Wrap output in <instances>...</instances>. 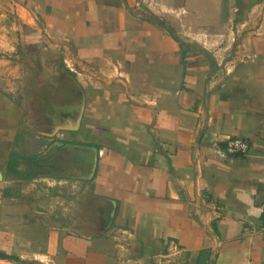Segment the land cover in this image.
Segmentation results:
<instances>
[{"label": "crops", "instance_id": "0c3cea01", "mask_svg": "<svg viewBox=\"0 0 264 264\" xmlns=\"http://www.w3.org/2000/svg\"><path fill=\"white\" fill-rule=\"evenodd\" d=\"M8 1L62 52L84 108L32 154L0 104V254L18 259L0 264H264V0ZM82 147L91 180L83 159H51ZM14 151L34 177H7Z\"/></svg>", "mask_w": 264, "mask_h": 264}, {"label": "rangeland", "instance_id": "374dc122", "mask_svg": "<svg viewBox=\"0 0 264 264\" xmlns=\"http://www.w3.org/2000/svg\"><path fill=\"white\" fill-rule=\"evenodd\" d=\"M8 2V0H0V6L8 8L6 5ZM143 12L148 13V11ZM14 17L15 15L9 11V8L8 11H0V104L3 107V104L10 103L16 109V151L33 154L41 150L43 146L35 136L40 132H51L53 125L52 116L58 114L61 109L68 110L73 108L74 110L75 108L74 111L77 113L81 101V90L71 75L64 68L60 67L63 64L62 52L48 49L42 37L23 26L17 25ZM262 32L264 31L262 30ZM234 39L237 40V37ZM29 60H40L43 76H50L51 79L48 82H54L53 84H49L48 88L49 86L53 87L55 84L56 86H64V95H66V99H70L68 102L66 100L67 103L60 104L58 100L53 99L52 94H46L44 104L41 103L38 107V110L43 107V110H48L50 114L48 118L44 115V118L48 121L46 129H42L43 125H41L40 120L37 118L40 117V112L36 110L37 108H35L32 101L34 96L27 90L28 88L32 89L30 83L25 79L30 74L29 64H27ZM73 110L72 114L76 115ZM24 140L27 141L25 149L28 148V150L26 152L23 151ZM50 140L52 141V139ZM70 157L71 160L66 163L72 169L76 168L75 159L80 158L83 159L82 161L88 159V157L84 158L85 156H83L81 151L75 149H72ZM51 159L54 161L55 157L51 156ZM84 164L86 167V162ZM83 167L84 165L80 168ZM21 168L23 171L26 170L24 166ZM57 172L59 171L49 170V174L55 175ZM15 184L19 186V183ZM18 186H14L16 188L15 193L19 190ZM11 191H13V188Z\"/></svg>", "mask_w": 264, "mask_h": 264}, {"label": "flooded vegetation", "instance_id": "af4514ba", "mask_svg": "<svg viewBox=\"0 0 264 264\" xmlns=\"http://www.w3.org/2000/svg\"><path fill=\"white\" fill-rule=\"evenodd\" d=\"M27 62H28L27 64H29L28 68H29L30 74L27 75V77L25 79L32 86V89L28 88L27 90L29 91V93H31V95L34 96L32 98V101L35 105V108H37L36 110L40 112V114H39L40 117H37V118L40 120L41 125H43L42 129H46V127L48 125V121L44 118L45 110H43V107L38 110L39 105L44 102L46 94L47 95L52 94L53 99L58 100L60 104L61 103H67L68 100H70V99H68V98L66 99V95H64L65 94V92H64L65 87L64 86H61V85L56 86V84H55L53 86L54 88L51 86H49L50 89L48 88V85L53 84L54 82H48V80L51 79L50 76H47V77L45 75L43 76L42 65L40 63V60H37V61L36 60H34V61L29 60ZM60 67L64 68L62 66H60ZM24 91H26V90H24ZM66 100H67V102H66ZM72 110H73V108L68 109V111H72ZM74 110H75V108H74ZM74 113H76V112L74 111ZM64 115H66V114H64ZM36 116H37V114H36ZM73 116H75V115L73 114ZM42 133H45V132H42ZM57 145L58 144H56V140H53L51 142V149L54 150V148H56ZM64 150H66V149L64 148ZM62 153H63L62 155L59 153L58 154L56 153V155L54 156L55 158H58V160L56 159V163L57 162L59 163V164L57 163L58 165H61L60 160L61 159L63 160V158H64V161L67 162L66 159H68L70 157L71 150H66V151H63Z\"/></svg>", "mask_w": 264, "mask_h": 264}, {"label": "water", "instance_id": "95a60500", "mask_svg": "<svg viewBox=\"0 0 264 264\" xmlns=\"http://www.w3.org/2000/svg\"><path fill=\"white\" fill-rule=\"evenodd\" d=\"M147 21V19H146ZM160 25L165 29V31L169 34L170 37H172L174 40H177V38L168 31V29L165 27V25L161 22ZM81 90V89H80ZM81 94V101L80 104L78 106L77 109V113L75 116H73L72 111H68L67 109H61L58 114H55L54 116H52V130L50 133H43L42 135L49 137V138H55L56 135L59 132H77L79 130L80 127V122H81V118H82V114H83V108H84V95L83 92L80 91ZM66 114V115H64ZM50 116L48 110L45 111V117L48 118ZM50 119V118H49ZM58 145H64L62 143H57ZM66 146L69 147H74L76 145L73 144H68ZM65 146V147H66ZM78 146V145H77ZM85 150L89 151V157L88 159H85V161L88 163V165L90 166V172L89 175L87 177H84V180H91L94 171H95V167H96V163H97V151L95 149H91V147H82ZM91 151L93 153V157L91 158ZM1 178V176H0ZM114 206L112 207L111 211H109L106 219H105V226H104V230H107L110 228L112 221H113V217H114V213H115V209ZM140 252V251H139ZM140 255V254H139Z\"/></svg>", "mask_w": 264, "mask_h": 264}, {"label": "trees", "instance_id": "16d2710c", "mask_svg": "<svg viewBox=\"0 0 264 264\" xmlns=\"http://www.w3.org/2000/svg\"><path fill=\"white\" fill-rule=\"evenodd\" d=\"M23 162L24 163L29 162L28 159L24 157L23 154H20L15 151L11 152L9 155V160H8V164L6 168L7 177L14 175V178L22 180V181L28 180L29 178L34 177L32 170L35 168V164H37L38 162L35 163V161H33L32 162L33 164L26 165L27 166L26 170L17 171L19 164L20 163L22 164ZM0 259L1 260H11L14 262L18 261L17 258L13 256L5 255V254H0Z\"/></svg>", "mask_w": 264, "mask_h": 264}, {"label": "built area", "instance_id": "2783aa9c", "mask_svg": "<svg viewBox=\"0 0 264 264\" xmlns=\"http://www.w3.org/2000/svg\"><path fill=\"white\" fill-rule=\"evenodd\" d=\"M248 151V143L241 139H230L226 144V152L229 155H245ZM264 211V205H263Z\"/></svg>", "mask_w": 264, "mask_h": 264}]
</instances>
